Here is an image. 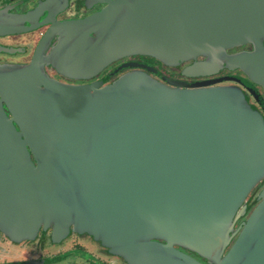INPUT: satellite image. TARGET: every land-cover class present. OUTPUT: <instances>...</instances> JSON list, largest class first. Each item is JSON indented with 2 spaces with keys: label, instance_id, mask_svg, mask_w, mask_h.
<instances>
[{
  "label": "water",
  "instance_id": "95a60500",
  "mask_svg": "<svg viewBox=\"0 0 264 264\" xmlns=\"http://www.w3.org/2000/svg\"><path fill=\"white\" fill-rule=\"evenodd\" d=\"M105 3L76 24H95L83 46L67 50L69 65L82 52L79 67L89 59L84 75L129 55L178 65L251 44L227 66L264 90V0ZM41 5L24 13L34 18L16 17L32 26L0 24V34L47 25L31 63L0 72V230L22 241L53 223L59 241L71 225L126 264H202L181 249L210 264H264V187L235 229L264 180V117L242 90L163 85L142 72L103 88L52 82L38 63L55 31ZM98 28L105 38L87 45ZM212 71L198 63L184 72Z\"/></svg>",
  "mask_w": 264,
  "mask_h": 264
},
{
  "label": "flooded vegetation",
  "instance_id": "af4514ba",
  "mask_svg": "<svg viewBox=\"0 0 264 264\" xmlns=\"http://www.w3.org/2000/svg\"><path fill=\"white\" fill-rule=\"evenodd\" d=\"M106 0H0V24L12 26L9 28H25L28 23H20L16 20L17 16L34 18L26 16L27 10H33L37 4H42L40 8L48 9L44 12L52 13L48 19L53 25L54 33L43 44L41 53L38 57L39 67L50 81L69 86H93L99 88L108 86L121 77L132 72H142L147 79L158 82L163 85H169L170 82L182 84L206 86H223L227 88H239L244 94V102L253 109H257L264 117V90L261 86L253 83L247 74L241 69H230L227 66V59L242 52H252L254 47L251 44L226 50L223 54L214 56H200L178 65H169L163 60L158 59L151 54L129 55L118 58L103 67L95 74L86 76L83 74V68L88 64L89 59L79 67L85 54L81 58L69 65L67 60V50L73 46V49L83 46L86 32L95 27L93 25H76L89 16L100 13L107 6ZM125 11H122L124 13ZM25 13V14H24ZM43 16L37 18L35 23L39 24L44 20ZM12 21V23L10 22ZM76 21V22H75ZM75 22V23H73ZM61 25V27H60ZM60 27V28H59ZM64 29H63V28ZM47 31L46 26H40L33 30L20 33L0 34V72H6L15 68L28 66L35 55L36 49ZM106 33L101 28L91 33L87 38V45L98 42V45L105 38ZM264 46V39L262 40ZM72 49L69 50L72 53ZM198 63H206L212 66L213 71L205 75L190 76L185 74V69ZM5 113L6 108L2 106ZM8 115V114H7ZM264 187V180L251 191H256L255 199L250 203L249 194L245 202V211L241 214L235 223V229L238 231L242 223L252 212L253 208L260 201L258 199L261 190ZM51 226L53 223H50ZM51 226L46 230L40 226L35 238L22 241H13L4 232L0 230V252L9 255L13 259L0 264H108L110 257L118 259L117 264H126L118 257L111 255L100 242L95 241L91 236L78 233L68 226V233L59 241L52 240ZM236 235L233 237V240ZM230 246V245H229ZM229 246L222 255L226 253ZM54 256L45 257L52 250ZM184 253L192 256L202 264H210L207 260L201 259L195 254L181 249ZM38 255V256H37ZM116 263V262H114Z\"/></svg>",
  "mask_w": 264,
  "mask_h": 264
},
{
  "label": "rangeland",
  "instance_id": "374dc122",
  "mask_svg": "<svg viewBox=\"0 0 264 264\" xmlns=\"http://www.w3.org/2000/svg\"><path fill=\"white\" fill-rule=\"evenodd\" d=\"M255 197H256V191H253L252 193H251V195L249 196V200H250V203L255 199ZM252 204V203H251ZM1 245V244H0ZM56 250L54 249V250H52L50 253H48L47 255H45V257H49V256H54L53 255V253L52 252H55ZM9 255H11V254H9ZM9 255H7V254H4L3 252H0V263H2V262H6V259L7 260H11V259H13L12 257H10ZM38 256V255H37ZM118 259H116V257H110V259H109V263L108 264H117L118 262ZM67 262L68 263H62V264H75V263H70V260H67ZM114 262H116V263H114ZM104 264H106V263H104Z\"/></svg>",
  "mask_w": 264,
  "mask_h": 264
}]
</instances>
